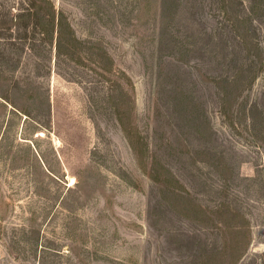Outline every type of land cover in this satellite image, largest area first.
I'll use <instances>...</instances> for the list:
<instances>
[{"label": "rangeland", "instance_id": "obj_1", "mask_svg": "<svg viewBox=\"0 0 264 264\" xmlns=\"http://www.w3.org/2000/svg\"><path fill=\"white\" fill-rule=\"evenodd\" d=\"M0 264H264V0H0Z\"/></svg>", "mask_w": 264, "mask_h": 264}]
</instances>
